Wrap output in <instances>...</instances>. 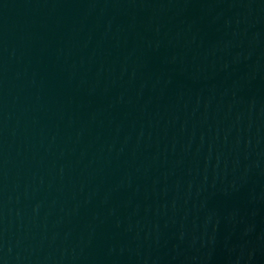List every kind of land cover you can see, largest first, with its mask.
<instances>
[{
  "label": "water",
  "instance_id": "obj_1",
  "mask_svg": "<svg viewBox=\"0 0 264 264\" xmlns=\"http://www.w3.org/2000/svg\"><path fill=\"white\" fill-rule=\"evenodd\" d=\"M0 264H264V0H0Z\"/></svg>",
  "mask_w": 264,
  "mask_h": 264
}]
</instances>
